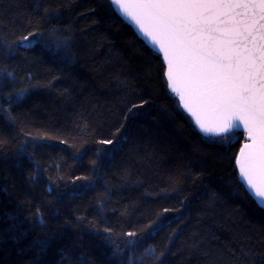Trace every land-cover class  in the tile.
Wrapping results in <instances>:
<instances>
[{
	"label": "trees",
	"instance_id": "16d2710c",
	"mask_svg": "<svg viewBox=\"0 0 264 264\" xmlns=\"http://www.w3.org/2000/svg\"><path fill=\"white\" fill-rule=\"evenodd\" d=\"M57 2L66 5L60 26H69L75 33V59L65 63L39 44L21 50L17 61L22 68L42 84L52 81V86L32 89L14 109L34 134L56 139L36 149L30 159L18 149L16 129L0 115V130L15 137L8 147H0V264H61L65 248L71 249L73 260L79 258V264H119L111 246L87 222H75L78 215L93 219L94 193L83 190L81 182L67 183L71 177L92 174L89 160L96 158L97 146L89 143L88 154L79 161L71 158L73 149L60 141L71 144L72 138L85 135L82 115L91 124L90 140L111 138L118 121H123L125 99L138 102L140 96L152 100V105L140 116L129 114L123 151L110 159L102 156L100 162L104 179L117 186L109 206L115 214L108 211L107 219L135 230L144 228L163 208L175 209L161 217L171 229L178 225L181 229L164 264H264V208L238 179L231 159L238 143L224 145L201 138L171 89L166 90L159 54L114 6L109 7V0ZM39 4L40 0H0V29L6 25L19 33ZM124 80L135 95L126 97L118 90ZM239 139L244 142V135ZM54 161L61 163L60 174L66 181L58 189L47 179L48 175L55 179L50 168ZM208 190L217 192L219 199L205 219L207 196L197 197ZM180 216L185 217L186 228L177 219ZM169 231L166 227L148 243L163 247ZM193 231L209 242L199 249L189 248L185 241ZM41 240L48 242L44 251L37 243ZM242 251L249 254L247 259L241 257Z\"/></svg>",
	"mask_w": 264,
	"mask_h": 264
},
{
	"label": "snow or ice",
	"instance_id": "6c2138e0",
	"mask_svg": "<svg viewBox=\"0 0 264 264\" xmlns=\"http://www.w3.org/2000/svg\"><path fill=\"white\" fill-rule=\"evenodd\" d=\"M111 6H115L121 17L134 23L159 53L160 75L166 90L175 93L178 105L190 114L201 138L224 145L238 143V151L231 158L238 179L245 181L246 193L264 206V0H109ZM64 7L66 5L57 0H40L25 29L19 33L7 30L6 25L0 29V115L6 124L16 129L15 137L20 139L18 149L30 159L35 157L36 149L56 138L38 132L34 134L21 123L14 109L21 106L32 89L51 87L52 81L48 84L37 81L30 70L22 68L17 57L21 50L27 51L39 44L65 63L74 61V30L60 26ZM91 11L95 12V9ZM118 90L126 97L135 95L133 86L126 80L119 81ZM123 103L126 108L123 121H118L119 127L111 138L97 140L93 137L90 140L87 133L91 131V124L82 115L81 131L85 135L72 138L74 142L71 144L68 140L60 141L73 149L71 158L79 161L88 154L89 143L97 146L96 158L89 160L92 174L71 177L67 181L73 185L81 182L83 190L94 193L95 215L91 220L87 215H78L74 219L79 225L87 222L92 231L111 246L113 255L119 257V264H164V257L171 252L170 245L179 238L181 229L179 225L171 229L161 217L175 209L163 208L144 228L135 230L114 225L106 216L108 211L115 214V209L109 206L113 203L117 186L104 179L100 168L102 156L110 159L113 154L123 151L128 139L129 114L140 116L141 110L150 107L153 101L140 96L138 102L126 98ZM244 132L247 133V142L239 139ZM15 137L0 130V147H8ZM36 163L39 172L41 165L38 161ZM50 168L56 174L55 179L52 175L47 179L58 189L59 183L66 182L60 174L63 170L61 163L54 161ZM42 171L48 173L49 169ZM205 195L207 204L202 216L207 219L219 196L208 190L197 199ZM36 215L43 223L40 208L36 209ZM177 219L187 227L184 216ZM166 227L170 231L163 247L148 243ZM208 242L199 231H193L185 241L191 249L202 248ZM37 243L41 251L47 248L46 240ZM70 251L69 248L62 250L61 264L64 260L68 264H79V258L73 260ZM248 256V253L241 252L243 259Z\"/></svg>",
	"mask_w": 264,
	"mask_h": 264
},
{
	"label": "water",
	"instance_id": "95a60500",
	"mask_svg": "<svg viewBox=\"0 0 264 264\" xmlns=\"http://www.w3.org/2000/svg\"><path fill=\"white\" fill-rule=\"evenodd\" d=\"M115 7V6H114ZM128 23H130L127 19H125ZM133 27H134V29L136 30V32L140 35V37L152 48V46L148 43V41L147 40H145L144 39V37L141 35V33L138 31V29H137V27H136V25L134 24V23H130ZM153 49V48H152ZM153 50H155V49H153ZM159 54V53H158ZM187 112V111H186ZM188 113V112H187ZM189 114V113H188ZM190 115V114H189ZM246 133V132H245ZM246 139H247V133H246ZM246 142H247V140H246ZM242 180V179H241ZM242 182L244 183V185L247 187V185H246V183H245V181H243L242 180ZM257 201V200H256ZM258 202V201H257ZM259 203V202H258ZM260 205V204H259ZM261 206V205H260ZM263 208H264V206H262Z\"/></svg>",
	"mask_w": 264,
	"mask_h": 264
},
{
	"label": "rangeland",
	"instance_id": "374dc122",
	"mask_svg": "<svg viewBox=\"0 0 264 264\" xmlns=\"http://www.w3.org/2000/svg\"><path fill=\"white\" fill-rule=\"evenodd\" d=\"M172 92V91H171ZM173 93V96H175L176 97V95H175V93L174 92H172ZM177 98V97H176ZM180 107V106H179ZM181 108V110H183V111H185L186 112V110H184L182 107H180ZM186 114L188 115V118L190 119V121L194 124V122H193V120H192V118H191V116L186 112ZM195 125V124H194ZM196 127V126H195ZM198 129V128H197ZM199 130V129H198ZM244 138H245V141L244 142H246V133L244 132Z\"/></svg>",
	"mask_w": 264,
	"mask_h": 264
}]
</instances>
